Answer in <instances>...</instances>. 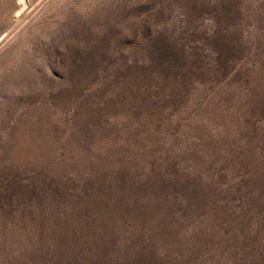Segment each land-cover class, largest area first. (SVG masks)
<instances>
[{
	"label": "rangeland",
	"instance_id": "374dc122",
	"mask_svg": "<svg viewBox=\"0 0 264 264\" xmlns=\"http://www.w3.org/2000/svg\"><path fill=\"white\" fill-rule=\"evenodd\" d=\"M0 264H264V0H0Z\"/></svg>",
	"mask_w": 264,
	"mask_h": 264
}]
</instances>
